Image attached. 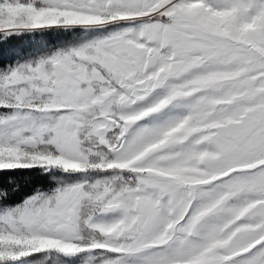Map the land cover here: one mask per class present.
<instances>
[{
    "label": "snow or ice",
    "instance_id": "6c2138e0",
    "mask_svg": "<svg viewBox=\"0 0 264 264\" xmlns=\"http://www.w3.org/2000/svg\"><path fill=\"white\" fill-rule=\"evenodd\" d=\"M0 264H264V0H0Z\"/></svg>",
    "mask_w": 264,
    "mask_h": 264
}]
</instances>
